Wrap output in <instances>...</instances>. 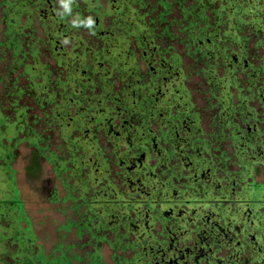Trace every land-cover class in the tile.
I'll use <instances>...</instances> for the list:
<instances>
[{
  "label": "rangeland",
  "instance_id": "374dc122",
  "mask_svg": "<svg viewBox=\"0 0 264 264\" xmlns=\"http://www.w3.org/2000/svg\"><path fill=\"white\" fill-rule=\"evenodd\" d=\"M0 120L47 264H264V0H0Z\"/></svg>",
  "mask_w": 264,
  "mask_h": 264
},
{
  "label": "trees",
  "instance_id": "16d2710c",
  "mask_svg": "<svg viewBox=\"0 0 264 264\" xmlns=\"http://www.w3.org/2000/svg\"><path fill=\"white\" fill-rule=\"evenodd\" d=\"M3 121L0 120V124ZM41 172V162L36 151H32L27 167L28 176L36 178ZM7 222L6 225L2 222ZM12 240L16 251L12 258L17 264H47L42 250L34 252L35 235L26 216L24 206L14 185L13 174L3 194H0V240Z\"/></svg>",
  "mask_w": 264,
  "mask_h": 264
},
{
  "label": "clouds",
  "instance_id": "9594fccd",
  "mask_svg": "<svg viewBox=\"0 0 264 264\" xmlns=\"http://www.w3.org/2000/svg\"><path fill=\"white\" fill-rule=\"evenodd\" d=\"M59 6L61 9H63V14H68L71 12V0H59ZM95 21L92 17H88L85 20H74L73 25L76 27L84 26L88 29H91L94 25ZM67 43V41H65Z\"/></svg>",
  "mask_w": 264,
  "mask_h": 264
},
{
  "label": "flooded vegetation",
  "instance_id": "af4514ba",
  "mask_svg": "<svg viewBox=\"0 0 264 264\" xmlns=\"http://www.w3.org/2000/svg\"><path fill=\"white\" fill-rule=\"evenodd\" d=\"M147 174H149V173L147 172ZM145 179H147V178H145ZM223 201H226V200H223ZM223 201H222V199H220V200H214V201L211 202V203H220V204H222L221 202H223ZM233 201H234V202H237V203L240 202L238 199H235V200H233ZM258 201H261V200H258ZM185 202H187V201H185ZM231 202H232V201H231ZM94 203H95V204H96V203L107 204L108 201H102V200H100V201H95ZM164 203H166V202H164ZM204 203H207V202H204Z\"/></svg>",
  "mask_w": 264,
  "mask_h": 264
}]
</instances>
